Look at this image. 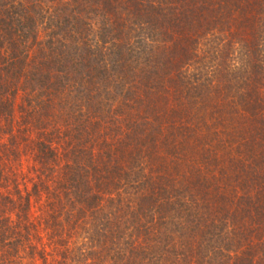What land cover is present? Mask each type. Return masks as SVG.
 <instances>
[{"label":"trees","instance_id":"trees-1","mask_svg":"<svg viewBox=\"0 0 264 264\" xmlns=\"http://www.w3.org/2000/svg\"><path fill=\"white\" fill-rule=\"evenodd\" d=\"M0 264H264V0H0Z\"/></svg>","mask_w":264,"mask_h":264},{"label":"rangeland","instance_id":"rangeland-1","mask_svg":"<svg viewBox=\"0 0 264 264\" xmlns=\"http://www.w3.org/2000/svg\"><path fill=\"white\" fill-rule=\"evenodd\" d=\"M177 101H178V100H177ZM188 124H190V123H188ZM196 146H197V144H196ZM23 163L25 164V165L23 164V167H24L25 170H27V168H28L29 166L32 168V162H30V164H29V162L26 163V162L23 161ZM32 169H33V168H32ZM40 204H41V203H40ZM40 204H39V205H40ZM37 207H38V206H36V205L34 204V208H33L32 211H33V213H34L35 215H37V213H36V209H37Z\"/></svg>","mask_w":264,"mask_h":264}]
</instances>
